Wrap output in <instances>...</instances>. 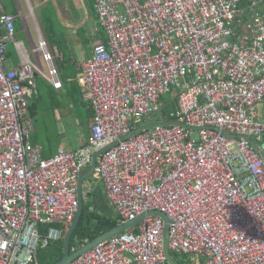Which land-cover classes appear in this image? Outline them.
<instances>
[{
  "label": "built area",
  "instance_id": "1",
  "mask_svg": "<svg viewBox=\"0 0 264 264\" xmlns=\"http://www.w3.org/2000/svg\"><path fill=\"white\" fill-rule=\"evenodd\" d=\"M95 12L103 38L82 77L92 137L44 158L28 111L35 78H48L26 61L6 68L16 19L0 0V264H37L62 239L81 174L113 143L95 174L121 223L162 212L172 254L264 264V158L251 143L264 153V0H95ZM172 93L178 108L163 117ZM152 118L185 127L121 142ZM165 225L147 216L71 264H168Z\"/></svg>",
  "mask_w": 264,
  "mask_h": 264
},
{
  "label": "crops",
  "instance_id": "2",
  "mask_svg": "<svg viewBox=\"0 0 264 264\" xmlns=\"http://www.w3.org/2000/svg\"><path fill=\"white\" fill-rule=\"evenodd\" d=\"M1 1L5 12L14 16L16 19V37L22 38L19 42L15 43L20 46V50L14 44L16 57L11 63L10 70L19 67L23 61L36 65L49 80L48 81L44 78L45 83L48 85L46 93L49 94L51 99L52 96L50 92H55L56 101L58 100L60 103H62L61 101H67L69 103V107L72 109H75L76 111H81L84 109L87 112V117L83 125L79 124L78 120L76 122L72 121L76 138L71 140L70 143L62 144L55 149L50 147L47 148L45 146H41L39 143H36L33 136L32 143L42 149L44 158L54 157L61 149L73 152L82 148L87 143H89L92 137V126L94 119V111L90 102L86 98L85 89L83 86V64L92 57L93 46L97 40L93 43H90L88 39L82 40L80 47V50L82 49L80 53L81 60L78 53L71 51L69 41L71 40L70 43H77L79 42V36L85 33L84 29L90 20L88 9H90L93 13L95 12V0H39L37 2L32 0ZM48 5L53 6L55 9L61 32L65 37V43L61 45L63 47V54H60L58 50H54V52L51 51L47 44L42 21L41 19L39 21V16L36 14V12H39V15L41 16L42 10ZM57 7L62 8L63 12L69 14L66 22L62 21ZM77 7L80 11H82L81 20L76 17L75 11H77ZM68 31H71L69 34L70 39L67 35ZM96 39H100V34L96 35ZM44 49L49 55H45L43 52ZM6 50H8V46ZM56 60L61 61V74L57 69ZM63 64H65V67H63ZM47 74H49L50 77L47 76ZM39 77L40 76L38 75L35 78L34 83L36 90L33 92L31 101H34L39 96L43 95V93H40L41 88L38 81ZM61 78L66 80L65 87H63ZM50 81H53L54 85L51 84ZM59 111L61 110H58V118L55 121L57 126L63 125L64 122V118L60 117ZM259 117L264 120V103H262L259 107ZM63 135H65V133H63ZM89 169L90 167L87 168L84 173ZM99 193H104V196L107 197L102 182L95 174L92 178L88 179L84 183L83 201L86 198L88 199L89 196H94ZM105 199L108 200V198ZM110 205L113 207L111 203Z\"/></svg>",
  "mask_w": 264,
  "mask_h": 264
},
{
  "label": "trees",
  "instance_id": "3",
  "mask_svg": "<svg viewBox=\"0 0 264 264\" xmlns=\"http://www.w3.org/2000/svg\"><path fill=\"white\" fill-rule=\"evenodd\" d=\"M37 2L39 0H32ZM40 19L42 21L44 34L46 36L47 44L51 51L58 50L60 54H63L62 44L65 43L64 35L62 32L57 34L56 27L60 29L59 22L57 19V14L53 6H46L42 12ZM61 31V29H60ZM56 66L60 74L62 73V65L60 60H56ZM65 67V64H63ZM63 87L66 86V80L61 78ZM50 92V91H49ZM47 94V93H46ZM52 99L47 94L39 96L34 101L30 100L28 117L33 121L37 116V112L41 108H49L52 110L59 109L61 107L60 101L55 100V92H50ZM49 98V99H48ZM164 100V99H163ZM178 100L177 96L172 99L169 103H162L161 116L167 117L171 112L177 110ZM84 211L81 221L74 231L71 238V251L74 252L88 242L93 241L98 236L104 234L105 232L117 227L121 224L122 220L116 214L113 207H111L110 202L105 199L104 193H99L94 196H89V198L84 199ZM49 226H44L43 236L46 235L49 230ZM60 229H64V226H58ZM67 231L64 230V236L59 241L50 243L48 247L40 248L37 256V264H57L64 257V239ZM174 259L178 264H192L191 260L187 257H183L177 254H173Z\"/></svg>",
  "mask_w": 264,
  "mask_h": 264
},
{
  "label": "rangeland",
  "instance_id": "4",
  "mask_svg": "<svg viewBox=\"0 0 264 264\" xmlns=\"http://www.w3.org/2000/svg\"><path fill=\"white\" fill-rule=\"evenodd\" d=\"M58 11H59V15L62 18V21L66 22L68 19V13L63 12L62 8L57 7ZM78 8V7H77ZM77 11H75L76 13V17L78 19H82V11L78 9H76ZM36 14H38L39 16V21H40V15L39 12ZM88 15H89V23L87 24L86 28L84 29L85 33L81 34L79 36V42L77 43H73L69 41V45L71 47V51H73L74 53H78L79 57H80V47H81V42L84 39H88V41H90V43L95 42L96 39V35H97V30L99 28V25L97 26V18H96V14L95 12H91L90 9H88ZM32 24V23H31ZM56 32L57 34H60L61 31L58 27H56ZM71 31H68V37L70 39V34ZM96 33V35H95ZM100 38H103V35H100ZM22 38H17L15 37L14 42L17 43L21 40ZM8 50H7V62H6V68L8 70H10L11 67V63L12 61L15 60L16 57V53L14 50V44H8ZM7 48V47H6ZM72 52V54H73ZM44 53L45 55H49L48 52L44 49ZM54 60V59H53ZM81 60V57H80ZM79 60V61H80ZM47 73V72H46ZM47 76H49V74H47ZM50 77V76H49ZM39 81V85L41 88V92L43 93V95H45L47 97V83H45L44 78L42 76L39 77L38 79ZM178 95L175 93H172L170 96H168L167 98H165L163 100L164 104L169 103L172 99H175V97ZM61 108L60 109H49V108H41L38 110L37 112V116L36 118L33 119V124H34V131L32 133V136L34 137L36 143L41 144V146H45V147H50V148H58L60 145L62 144H68L70 143L71 140H74L76 138V134L74 133V126L72 124V121H77L79 124H84L85 123V119L87 117V112L86 110L82 109L81 111H76L75 109H72L71 107H69V103L67 101H61ZM58 110L60 117L64 118V122L63 125H56L55 121L58 118ZM65 115V116H63ZM158 118H152L150 123L157 121ZM84 128V127H82ZM63 133H65V135H63ZM67 148V147H66ZM191 260L192 262V258L187 257ZM203 261L202 257H199L198 262Z\"/></svg>",
  "mask_w": 264,
  "mask_h": 264
},
{
  "label": "water",
  "instance_id": "5",
  "mask_svg": "<svg viewBox=\"0 0 264 264\" xmlns=\"http://www.w3.org/2000/svg\"><path fill=\"white\" fill-rule=\"evenodd\" d=\"M174 126H181V127H185L183 124L180 123H167V124H148L136 131H134L133 133H131L128 137H125L123 139H121V142H125L135 136H137L138 134L149 130V129H153L156 127H174ZM229 138H235L232 136H228ZM252 145L254 146L255 150L257 152L260 153V155L264 158V153L262 151H260L256 145L251 142ZM116 145H118V143H113L111 145H109L108 147L102 149L101 151H98L97 153H95L94 157H93V163L90 167V169L87 172H83L80 176L79 179V202H80V207H79V212L78 215L74 221V223L69 227V229L64 228L67 233L64 239V257L63 259L58 262L57 264H71L72 262L76 261L79 257H81L82 255L86 254L87 252L93 250L95 247L109 241L110 239H112L113 237H116L126 231H128L130 228H132L133 226L137 225L138 223H140L143 219H145L147 216H159L161 217L164 222H165V231H164V252L168 261V264H178L176 262V260L174 259V256L170 250V231H169V223L170 220L167 217L166 214L162 213V212H158V211H154V212H149L146 215H141L139 216L136 220L134 221H130L128 223H121L120 225H118L117 227L105 232L104 234L98 236L97 238H95L93 241L88 242L85 246H83L82 248L72 252L71 251V238L72 235L74 233V231L77 229L82 215H83V211H84V202H83V188H84V183L92 178L95 175V171L98 165V159L105 154L106 152L110 151L112 148H114ZM107 198V197H105Z\"/></svg>",
  "mask_w": 264,
  "mask_h": 264
},
{
  "label": "bare ground",
  "instance_id": "6",
  "mask_svg": "<svg viewBox=\"0 0 264 264\" xmlns=\"http://www.w3.org/2000/svg\"><path fill=\"white\" fill-rule=\"evenodd\" d=\"M43 49V48H42ZM44 52V51H43Z\"/></svg>",
  "mask_w": 264,
  "mask_h": 264
}]
</instances>
